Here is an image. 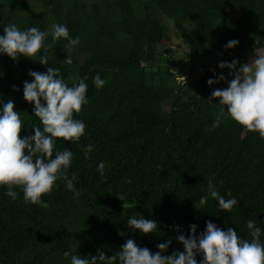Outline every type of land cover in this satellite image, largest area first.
Masks as SVG:
<instances>
[{
    "label": "trees",
    "instance_id": "trees-1",
    "mask_svg": "<svg viewBox=\"0 0 264 264\" xmlns=\"http://www.w3.org/2000/svg\"><path fill=\"white\" fill-rule=\"evenodd\" d=\"M162 16L173 20L188 57L198 62L264 53V0H0V34L6 24L45 30L59 22L79 35V44L69 47L66 37L53 40L49 34L47 55L70 86L85 75L89 85L88 102L74 113L86 121L85 133L79 141L56 138L57 148L74 153L68 172L78 176L81 194L74 196L57 180L42 195L48 201L43 207L25 203L20 186L14 185L19 196L13 199L8 185H0V264H71L66 250L112 255L130 237L169 255L184 250L177 236L191 235L192 223L197 234L211 219L248 239V219L264 226V136L227 116L213 126L220 109L202 87L207 70L196 79L202 92L162 106L173 91L162 86L163 65H153L169 50ZM232 38L239 44L226 48ZM174 62L167 65L182 69ZM47 68L35 56L0 53V99L14 101L24 121L21 137L43 127L34 102L24 96V81L34 79L29 69ZM97 72L107 79L99 88ZM89 143L96 147L86 155L81 145ZM209 178L226 198L228 190L238 198L231 211L211 197L201 208ZM140 214L157 220L158 229L145 233L128 224L129 216ZM169 239L168 249L157 247Z\"/></svg>",
    "mask_w": 264,
    "mask_h": 264
},
{
    "label": "clouds",
    "instance_id": "clouds-1",
    "mask_svg": "<svg viewBox=\"0 0 264 264\" xmlns=\"http://www.w3.org/2000/svg\"><path fill=\"white\" fill-rule=\"evenodd\" d=\"M49 34L53 40L66 37L69 47L79 44L81 39L79 35L70 34L67 24L59 22L45 30L36 25L21 29L15 23L6 24L4 32L0 34V53H7L12 58L21 55L35 56L41 63L48 64L47 71L44 72L29 69V74L34 79L24 81V96L29 102H34V112L43 124L42 128L35 127L34 134L21 137L24 121L20 112L15 109L14 101L9 99L4 102L0 99V104L3 105L0 107V185H8L7 194L13 199L19 196L14 185L20 186L25 203H36L43 207L48 206V201L42 195L51 193L57 180H63L74 196L79 197L81 194L76 186L78 176L69 175L68 172L74 153L68 147L62 150L57 148L56 138L80 140L86 130V121L77 118L74 113L80 112L89 100L86 75L70 86L60 74L61 69L49 64L48 46L45 43ZM237 44L239 39L232 38L225 47ZM238 63V58L220 61L221 68L227 66L232 69L230 75H234L233 79L228 80L227 76L220 73L208 80L209 84L216 80H228L227 87L214 89L208 99L212 102L211 97H220L217 103L222 106L213 126H219L221 119L227 118V111L236 121L248 129L258 130L264 136V53L255 54L237 69ZM93 80L98 88L107 83V79L102 78L99 72ZM81 147L86 155H90L96 146L89 143ZM105 167L104 161L97 165L101 175L104 174ZM210 197L216 199L223 210L231 211L239 203L231 190H228L226 198L211 178L208 179L207 191L200 196L201 208L208 203ZM128 224L145 233L156 231L159 227L157 220L146 218L142 214L129 216ZM175 227L179 229L181 225L177 224ZM247 227L251 239L240 235L231 226L225 230L211 219L206 222V229L197 234L198 225L192 223L191 235L180 233L177 236L183 242L184 250L176 249L169 255L162 254L161 251L154 252L131 237L112 255L106 254L102 249L97 250V255L82 256L71 250H66L64 255L71 256V264H264V226L250 218L247 220ZM171 243L172 240L169 239L158 243L157 247L166 250ZM198 253L203 255L199 262L196 258Z\"/></svg>",
    "mask_w": 264,
    "mask_h": 264
},
{
    "label": "rangeland",
    "instance_id": "rangeland-1",
    "mask_svg": "<svg viewBox=\"0 0 264 264\" xmlns=\"http://www.w3.org/2000/svg\"><path fill=\"white\" fill-rule=\"evenodd\" d=\"M161 22L167 27V34L170 37L168 47L165 48H169V50L164 54V56H162V59L164 61H162L161 58L160 60L157 59L153 65L159 62L161 63V65H163L161 70L164 71L162 78H165V81L162 83V86L170 87L173 90L170 96L162 102V106L165 109L170 108L174 104L177 105L183 103L189 96L202 92V90L198 87L200 85H197L196 83L198 82L196 79L206 70L208 71V73L205 79L203 78L202 87L209 96H211V92L214 89L224 88L228 86V80L234 78V75H230L232 69L227 66L221 68L220 62L217 64H213L215 60L212 56L201 58V61L199 62L194 58L191 59L190 56L188 57L187 55L188 48L186 47V45L181 43L179 33L173 26V20L171 18L162 16ZM251 58L252 56H248L244 59H238L239 63L237 64V69L240 67V65L248 62ZM167 61L169 63L172 61H176V63L182 66V69H178L176 67L173 68L171 64L167 65ZM176 63L174 62V65H176ZM169 71H171L172 75L169 73ZM220 73H223L225 76H227L228 80H216L212 84L208 83L210 77H217ZM212 98L216 101V104L220 109L222 106L217 103L219 102L220 97ZM225 115L227 117H231V115L228 114L227 111H225Z\"/></svg>",
    "mask_w": 264,
    "mask_h": 264
}]
</instances>
